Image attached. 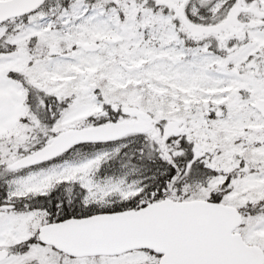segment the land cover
Wrapping results in <instances>:
<instances>
[{
    "label": "snow or ice",
    "instance_id": "obj_1",
    "mask_svg": "<svg viewBox=\"0 0 264 264\" xmlns=\"http://www.w3.org/2000/svg\"><path fill=\"white\" fill-rule=\"evenodd\" d=\"M0 264H264V0H0Z\"/></svg>",
    "mask_w": 264,
    "mask_h": 264
}]
</instances>
